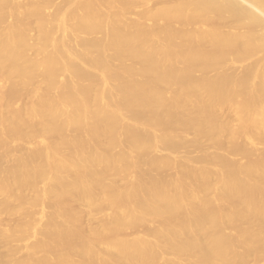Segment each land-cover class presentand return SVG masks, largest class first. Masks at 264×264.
Instances as JSON below:
<instances>
[{
    "label": "bare ground",
    "instance_id": "6f19581e",
    "mask_svg": "<svg viewBox=\"0 0 264 264\" xmlns=\"http://www.w3.org/2000/svg\"><path fill=\"white\" fill-rule=\"evenodd\" d=\"M0 264H264V0H0Z\"/></svg>",
    "mask_w": 264,
    "mask_h": 264
},
{
    "label": "rangeland",
    "instance_id": "374dc122",
    "mask_svg": "<svg viewBox=\"0 0 264 264\" xmlns=\"http://www.w3.org/2000/svg\"><path fill=\"white\" fill-rule=\"evenodd\" d=\"M236 70H239V68H237ZM193 151H194V152H191L192 155H193V153H194V155H195V154H196V155L198 154V152L195 153V150H193ZM180 153H181V155H182V150H179V154H180ZM176 154H177V152H176ZM177 155H178V154H177Z\"/></svg>",
    "mask_w": 264,
    "mask_h": 264
}]
</instances>
